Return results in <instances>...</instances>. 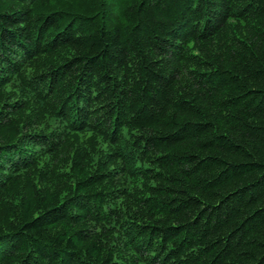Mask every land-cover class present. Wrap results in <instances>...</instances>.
I'll return each instance as SVG.
<instances>
[{
  "label": "trees",
  "instance_id": "obj_1",
  "mask_svg": "<svg viewBox=\"0 0 264 264\" xmlns=\"http://www.w3.org/2000/svg\"><path fill=\"white\" fill-rule=\"evenodd\" d=\"M0 264H264V0H0Z\"/></svg>",
  "mask_w": 264,
  "mask_h": 264
}]
</instances>
